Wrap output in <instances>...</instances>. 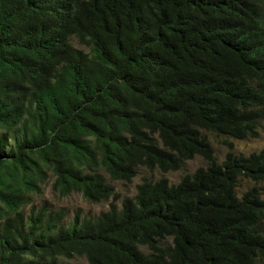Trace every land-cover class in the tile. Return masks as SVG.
Here are the masks:
<instances>
[{
    "label": "trees",
    "instance_id": "trees-1",
    "mask_svg": "<svg viewBox=\"0 0 264 264\" xmlns=\"http://www.w3.org/2000/svg\"><path fill=\"white\" fill-rule=\"evenodd\" d=\"M263 124L264 0H0V264H262L264 194L237 189L264 149L228 139ZM49 174L108 208L26 213Z\"/></svg>",
    "mask_w": 264,
    "mask_h": 264
},
{
    "label": "rangeland",
    "instance_id": "rangeland-1",
    "mask_svg": "<svg viewBox=\"0 0 264 264\" xmlns=\"http://www.w3.org/2000/svg\"><path fill=\"white\" fill-rule=\"evenodd\" d=\"M78 48H83L76 43ZM259 137L257 139L238 141L233 139H228V142L233 144L234 150L233 154L235 156L249 157L252 154L259 153L264 149V124L258 130ZM217 139L216 137L211 138V142L214 147L215 156L219 161H223L225 155L228 153L226 147L222 144L225 139ZM205 164L201 158H197L194 161H190L184 165L181 171L170 172L167 174H162L159 170L149 171L146 168H138L137 175L134 177L133 181L130 183H125L122 181L109 182L115 187L116 192L119 193V201L126 195H133L136 191V185L142 181L144 177L153 178V180H159L162 177L169 179L170 183H176L185 174L192 173L196 168L203 167ZM54 177L49 174V178L43 183H40L42 192L35 193L31 192L30 196L32 198L31 203L25 206V212L28 213L32 206L39 207L43 204L47 205L52 211L64 210L65 219L64 222H70L74 215L79 212L82 217L89 218L96 216L100 211L108 208L109 200L94 203L85 199L80 192H72L66 196H61L52 187ZM239 187L237 189V194L242 195L249 188L256 186L264 194V182L256 184L248 179H241L239 182ZM264 227V226H263ZM70 262L72 264H87L84 257H73ZM264 264V262L262 263Z\"/></svg>",
    "mask_w": 264,
    "mask_h": 264
}]
</instances>
